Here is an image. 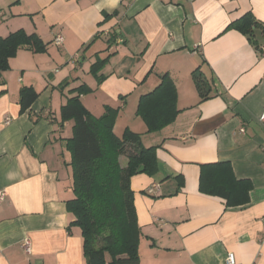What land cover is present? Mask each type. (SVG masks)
I'll return each instance as SVG.
<instances>
[{"label":"crops","instance_id":"crops-1","mask_svg":"<svg viewBox=\"0 0 264 264\" xmlns=\"http://www.w3.org/2000/svg\"><path fill=\"white\" fill-rule=\"evenodd\" d=\"M247 12L264 24V0H0L1 38L23 30L46 44L40 53L21 48L0 73V264H85L65 206L73 198L72 122H60L81 85L91 89L81 100L92 115L120 108L116 135L128 129L158 146L159 173L130 180L139 264H224L228 253L236 264H264V48L227 29ZM111 35L121 43L109 44ZM108 56L97 84L90 66ZM196 68L212 84L203 102ZM163 74L176 86V120L154 134L122 121ZM22 87L37 93L24 112ZM221 162L252 183L247 205L227 208L199 192V165Z\"/></svg>","mask_w":264,"mask_h":264},{"label":"trees","instance_id":"trees-1","mask_svg":"<svg viewBox=\"0 0 264 264\" xmlns=\"http://www.w3.org/2000/svg\"><path fill=\"white\" fill-rule=\"evenodd\" d=\"M116 15L117 12L111 14ZM227 29L245 36L256 51H263L264 24L252 13H245ZM114 40L115 35H111L107 42L112 44ZM21 48L40 53L46 50V44L37 35H28L23 30L0 37V73L9 69L10 59ZM109 58H97L90 66L89 72L97 84L105 78L100 72ZM191 75L199 102L210 98L211 81L199 68ZM62 85L65 87L67 82ZM72 92L76 95L68 98L60 108L61 125L72 122V134L66 139V148L71 155L73 194V198L65 203L72 218L69 227L80 230L85 264H139L141 231L130 180L137 174L154 177L159 173L158 146H144L142 135L128 129L120 136L116 135L114 124L119 108L105 106L103 114L96 117L81 100L91 89L81 85ZM36 97L32 88L22 87L19 91L21 112L28 109ZM176 99V86L168 74L161 75L158 85L139 98L135 113L143 121L146 134L158 133L176 120L180 112ZM121 158L126 159L125 166L121 165ZM140 167L143 170L138 173ZM199 167L198 190L201 194L223 200L227 208L249 203L252 183L237 179L229 162L201 164ZM175 179L179 186L183 185L181 176Z\"/></svg>","mask_w":264,"mask_h":264},{"label":"built area","instance_id":"built-area-1","mask_svg":"<svg viewBox=\"0 0 264 264\" xmlns=\"http://www.w3.org/2000/svg\"><path fill=\"white\" fill-rule=\"evenodd\" d=\"M116 44L119 45L121 43V39L120 38H116ZM63 43V37L61 35H58L54 38L53 40V44L56 45V46H60L62 45ZM264 48V46H263ZM9 119H6L5 122H8ZM258 121L264 125V109L263 111L261 112V114L259 115L258 117ZM241 132H243V129H240ZM151 190V189H150ZM149 190V191H150ZM148 191V192H149ZM5 197V192L0 190V201H2ZM22 248L25 252V254H29L30 251H31V248H30V243L28 240L24 241L23 244H22ZM224 264H236V261H235V257L232 253H228L226 258H225V262Z\"/></svg>","mask_w":264,"mask_h":264},{"label":"rangeland","instance_id":"rangeland-1","mask_svg":"<svg viewBox=\"0 0 264 264\" xmlns=\"http://www.w3.org/2000/svg\"><path fill=\"white\" fill-rule=\"evenodd\" d=\"M137 103H138V99L136 101V105H131L127 108L126 112L124 114H122L123 116V120L125 123L129 124V126H137L138 123H143V121L141 120L140 117H138L136 115V107H137ZM120 110V108H119ZM126 162L125 158H121L120 159V163L121 165L124 164Z\"/></svg>","mask_w":264,"mask_h":264},{"label":"water","instance_id":"water-1","mask_svg":"<svg viewBox=\"0 0 264 264\" xmlns=\"http://www.w3.org/2000/svg\"><path fill=\"white\" fill-rule=\"evenodd\" d=\"M142 170H143V167H140L137 172L140 173L142 172Z\"/></svg>","mask_w":264,"mask_h":264}]
</instances>
